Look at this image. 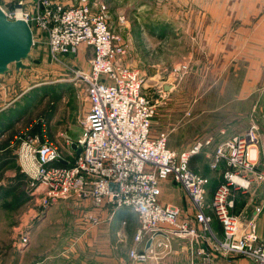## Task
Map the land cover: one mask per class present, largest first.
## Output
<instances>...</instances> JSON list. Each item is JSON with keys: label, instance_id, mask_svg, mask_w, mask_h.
Listing matches in <instances>:
<instances>
[{"label": "rangeland", "instance_id": "rangeland-1", "mask_svg": "<svg viewBox=\"0 0 264 264\" xmlns=\"http://www.w3.org/2000/svg\"><path fill=\"white\" fill-rule=\"evenodd\" d=\"M86 1L95 11L106 7L110 29L125 49L122 63L142 78V91L156 107L152 135L163 134L171 149L187 152L208 137L214 146L222 123L232 136L254 126L257 169L262 168L264 0ZM0 5L6 11L15 7ZM31 30V61L22 62L24 67L19 69L12 64L0 76V106L11 103L9 118L21 120L15 133L43 120L47 138L66 148L65 131L72 141L80 138L88 109L85 88L73 79L72 69L87 71L90 54L78 52L85 55L81 61L54 58L45 32L35 26ZM182 65L187 66L186 72L175 71ZM31 133L39 134L38 125H32ZM12 150L9 147L0 155V264H134L127 252L135 246V215L127 209L94 210L88 202L73 200L43 207ZM211 151L202 148L189 161L191 170L209 180V197L226 169L224 164L216 171L209 169ZM167 187L171 193L163 187L161 201L177 208L180 220L192 218L195 223L187 197L186 201L174 184ZM263 195L260 182L234 198L233 211L242 227L253 220L257 235ZM87 212L97 214L100 223L88 224L83 219ZM214 227L219 234L216 223ZM205 238L197 243L190 237L174 239L170 249L184 254L192 250L196 262L200 259L194 249L210 246ZM231 255L251 262L241 254L214 253L208 263Z\"/></svg>", "mask_w": 264, "mask_h": 264}, {"label": "built area", "instance_id": "built-area-1", "mask_svg": "<svg viewBox=\"0 0 264 264\" xmlns=\"http://www.w3.org/2000/svg\"><path fill=\"white\" fill-rule=\"evenodd\" d=\"M1 10L8 20L20 18L30 28L45 32L54 58L74 56L81 48L91 52L87 71L72 69L88 103L82 134L75 142L78 155L65 160L61 148L47 138L43 120L14 136L19 169L43 207L73 200L88 202L94 210L127 209L138 222L135 246L128 252L134 264H148L150 258L166 254L173 238L190 237L197 243L204 236L210 246L196 250L201 264H208L214 253L241 254L254 264H264V243L255 223L252 220L242 227L233 211L236 194L264 183V164L257 169L254 126L215 146L209 169L216 171L223 164L226 169L209 197V180L191 170L189 161L211 140L177 152L168 147L165 135L151 134L156 107L143 93L138 72L122 63L125 49L110 29L104 5L95 11L86 0L72 6L36 0L32 9ZM186 70L185 65L175 69ZM32 125L40 126L39 134L31 133ZM165 180L182 188L195 223L180 220L177 208L160 203V183ZM83 219L90 225L100 223L99 216L90 212ZM213 219L219 223L220 234L212 230Z\"/></svg>", "mask_w": 264, "mask_h": 264}, {"label": "crops", "instance_id": "crops-1", "mask_svg": "<svg viewBox=\"0 0 264 264\" xmlns=\"http://www.w3.org/2000/svg\"><path fill=\"white\" fill-rule=\"evenodd\" d=\"M54 1L55 2H59V3L63 4V5H65V6H72V5H74V4H76L78 2V0H54ZM35 2H36V0H0V4L1 3H3V4H13L14 6H16L18 3H21L22 4V7L23 8H27V9H32L33 8V4ZM0 6H3V5H0ZM112 20L113 19L111 18L110 19V24L111 25H112ZM85 51H87V54L88 53L90 54V56L88 54V56L90 58L91 57V52L89 50H86L85 48H81L79 52L82 53V52H85ZM80 54L77 55V56L76 55H74V56L71 55V56H69L67 58L70 59V60L77 59V61H81L82 59L85 60V58H84L85 55H83V54L80 55ZM9 105H11V103ZM9 105L8 106L7 105L0 106V155L2 154V151H5L9 147H13V150L12 151H14V153H15V150H16L15 143H14V136H13L12 141H11L10 135H12V134L14 135V133L16 131V127H18V125H19V124H17V122L18 121H21V120H18L16 122V121H14V120H12V119L9 118V114L12 112V109L9 108ZM7 117H8V119H3V118H7ZM223 124L224 123H222L220 125V127L218 128V131H217L218 133H217V137H216L217 140L214 142L215 145L213 146V143H212L213 142V139H212V137H208V138L204 139L203 142L206 141V140H209V139L211 140V142H210L209 145L203 146L202 147L203 150L209 149V147H210L211 150H212L211 151V153H212L214 151L215 146L219 142H221L224 139L232 136V135H229L227 133L228 132L227 131V127L225 129V126H228V125L227 124H224L223 125ZM38 129H40V126L39 125H38ZM63 137H64L63 139L65 141L64 142L65 144L64 143L63 144L66 147V148H62L61 147L62 153H63V158L65 160H71L74 156L77 155L76 154V149H72L71 146H72V144H75V142H77V140L79 138L76 141L70 140L68 138V136H67V131H65V134L63 135ZM67 140L70 143H68ZM66 142L68 143V145H67ZM167 145H168V143H167ZM172 150H175L177 152H180V151H178L179 149H176V148L175 149H172ZM194 156H196V154L191 155L190 159H192V157H194ZM190 163H189V165H190ZM169 184H174L178 188V191L180 190L181 195L187 201L186 196H185L182 188L178 184L172 182L171 180H165V181H162L160 183V186H161V196H162V190H163L162 188L164 187V190L165 191L168 190L167 185H169ZM168 192H169V190H168ZM170 193H171V191L169 192V194ZM161 196H160V201H161V198H162ZM263 197H264V195L262 196V198ZM160 203L163 204V205H165V206H171V204L164 203L162 201ZM191 211H192V214H193V210L192 209H191ZM128 212H130V211H128ZM189 220H190L189 222L194 223L192 218L189 219ZM215 223L218 226L219 234H220L221 233V228L219 226V223L215 219H213V223H212L213 228H215L214 227ZM257 231H258V235L260 236V238L264 241V211L262 212V214L259 216V218L257 220ZM216 233H217V231H216ZM134 234H135V231L133 232V236H134ZM174 239H179V238H173L172 240H174ZM180 239H182V238H180ZM201 242H203V240ZM132 243H133V240H132ZM172 243H174V241ZM197 249L198 248H195L194 249L193 254H195V252H196ZM182 253H183V250H175L174 247H171V249L166 254L158 257L157 259L150 258L148 264H201V260H195L196 262H194V259L192 258V254H191L192 253V250H191V253L188 252V251H186L185 254L184 253L182 254ZM127 254H128V252H127ZM178 255H180V256H178ZM233 257L234 256L231 255L228 258H219L216 261H213L211 264H254L252 262H248L246 260L239 259V257H237V256H235L236 258H233ZM208 264H210V263H208Z\"/></svg>", "mask_w": 264, "mask_h": 264}, {"label": "water", "instance_id": "water-1", "mask_svg": "<svg viewBox=\"0 0 264 264\" xmlns=\"http://www.w3.org/2000/svg\"><path fill=\"white\" fill-rule=\"evenodd\" d=\"M20 9L22 4L15 6ZM33 34L30 26L22 19L8 20L0 8V76L9 71L10 65L16 69L23 68L22 62L31 61V49L33 46ZM72 149H79L72 144ZM149 242L147 244V247Z\"/></svg>", "mask_w": 264, "mask_h": 264}]
</instances>
